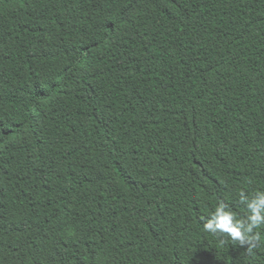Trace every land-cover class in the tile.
Returning a JSON list of instances; mask_svg holds the SVG:
<instances>
[{"label": "trees", "instance_id": "trees-1", "mask_svg": "<svg viewBox=\"0 0 264 264\" xmlns=\"http://www.w3.org/2000/svg\"><path fill=\"white\" fill-rule=\"evenodd\" d=\"M0 264H264V0H0Z\"/></svg>", "mask_w": 264, "mask_h": 264}]
</instances>
